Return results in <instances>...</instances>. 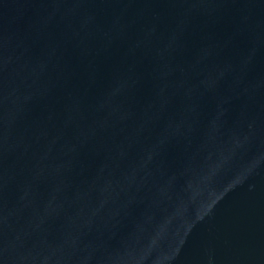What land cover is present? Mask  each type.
Returning a JSON list of instances; mask_svg holds the SVG:
<instances>
[{"label": "water", "instance_id": "95a60500", "mask_svg": "<svg viewBox=\"0 0 264 264\" xmlns=\"http://www.w3.org/2000/svg\"><path fill=\"white\" fill-rule=\"evenodd\" d=\"M0 264H264V0H0Z\"/></svg>", "mask_w": 264, "mask_h": 264}]
</instances>
